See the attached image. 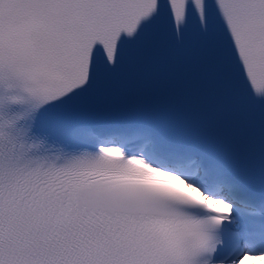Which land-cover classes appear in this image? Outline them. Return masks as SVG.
Returning <instances> with one entry per match:
<instances>
[{
  "label": "snow or ice",
  "instance_id": "obj_1",
  "mask_svg": "<svg viewBox=\"0 0 264 264\" xmlns=\"http://www.w3.org/2000/svg\"><path fill=\"white\" fill-rule=\"evenodd\" d=\"M0 264H264V0H0Z\"/></svg>",
  "mask_w": 264,
  "mask_h": 264
}]
</instances>
